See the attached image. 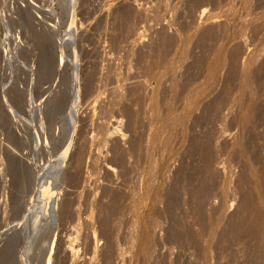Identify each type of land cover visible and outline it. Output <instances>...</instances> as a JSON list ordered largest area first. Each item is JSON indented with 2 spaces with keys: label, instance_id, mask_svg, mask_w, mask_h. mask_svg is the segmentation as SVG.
I'll use <instances>...</instances> for the list:
<instances>
[{
  "label": "rangeland",
  "instance_id": "rangeland-1",
  "mask_svg": "<svg viewBox=\"0 0 264 264\" xmlns=\"http://www.w3.org/2000/svg\"><path fill=\"white\" fill-rule=\"evenodd\" d=\"M263 222L264 0H0V264H264Z\"/></svg>",
  "mask_w": 264,
  "mask_h": 264
},
{
  "label": "bare ground",
  "instance_id": "bare-ground-1",
  "mask_svg": "<svg viewBox=\"0 0 264 264\" xmlns=\"http://www.w3.org/2000/svg\"><path fill=\"white\" fill-rule=\"evenodd\" d=\"M201 10V9H200ZM206 11V8L204 7V8H202V12H203V14H204V12ZM142 30V29H141ZM140 32H138V34H139ZM143 34V33H142ZM139 36H141V34L139 35ZM140 38V37H139ZM137 39V38H136ZM137 57V56H136ZM135 57V58H136ZM77 66V64H76V61H74V70H77V69H75V67ZM247 69V68H246ZM248 71V70H247ZM75 72V71H74ZM76 72H78V71H76ZM73 75V92H72V94L75 92V81L77 80V74H72ZM79 79V78H78ZM78 81V80H77ZM74 95V94H73ZM72 95V96H73ZM60 97V96H59ZM63 97V96H62ZM76 97V96H75ZM75 97H73V98H75ZM57 101V100H56ZM59 101V100H58ZM73 104L71 105V108H70V119L72 118L73 119V117L75 118V107H74V99H73ZM64 103V102H63ZM60 104V103H59ZM51 106H55V105H51ZM57 107L59 108V106L57 105ZM42 108V107H41ZM49 108V107H48ZM53 110V109H52ZM46 111V110H45ZM57 111V110H56ZM125 111V110H124ZM41 112H42V110H41ZM43 113V112H42ZM52 113V112H51ZM51 113H49V114H51ZM46 114V113H45ZM48 117V116H47ZM51 117V116H50ZM69 119V118H68ZM70 121V120H69ZM73 126V125H72ZM118 133V132H117ZM110 134V133H109ZM106 135V134H105ZM105 135L103 136V137H105ZM113 135V134H112ZM119 135V134H118ZM107 136H109V135H107ZM106 136V137H107ZM108 138H110V137H108ZM114 138V137H113ZM240 138V137H239ZM242 138V137H241ZM94 139V138H93ZM101 139V138H100ZM99 139V140H100ZM111 139V138H110ZM109 139V140H110ZM119 139V138H118ZM105 140V139H104ZM107 140V139H106ZM112 140V139H111ZM115 140V139H114ZM122 140V139H121ZM125 140V139H124ZM97 141V140H96ZM95 141V142H96ZM120 141V140H119ZM123 141V140H122ZM121 141V142H122ZM149 141H151V140H149ZM238 141H239V143H241L242 142V140H240V139H238ZM93 142V141H92ZM101 142H103V141H101ZM101 142L99 143V145H101ZM105 142V141H104ZM103 142V143H104ZM118 142V141H117ZM163 142V141H162ZM110 143H112V142H110ZM110 143H106V144H110ZM165 143V142H164ZM94 144V143H93ZM97 144H98V142H97ZM105 144V145H106ZM148 144H150V142L148 143ZM242 144V143H241ZM240 144V145H241ZM95 145V144H94ZM93 145V146H94ZM117 145V144H116ZM161 145H163V143L161 144ZM165 145H166V143H165ZM165 145H163V147H165ZM91 146V145H90ZM115 146V145H114ZM120 146V145H119ZM239 146V145H238ZM92 147V146H91ZM116 147H118V146H116ZM94 148V147H93ZM112 149H113V146L111 147ZM109 149H110V147H109ZM108 149V150H109ZM114 150V149H113ZM112 150V151H113ZM90 151H92V150H90ZM104 151H106V150H104ZM109 151H111V150H109ZM114 151H116V150H114ZM84 153V152H83ZM86 153V152H85ZM107 153V152H106ZM112 153V152H111ZM206 153V152H205ZM207 154V153H206ZM82 156V155H81ZM99 156V155H98ZM114 156V155H113ZM66 157V154H65V152H64V154L61 156V158H59V163L61 164V162H64L63 160H64V158ZM92 157V156H91ZM115 158H117L116 156H115ZM79 159V158H78ZM60 164H59V166H60ZM63 164V163H62ZM62 167H63V165H62ZM216 167V166H215ZM60 168H61V166H60ZM221 168V167H220ZM60 170V169H59ZM163 172V171H162ZM164 173V172H163ZM149 182V181H148ZM104 183V182H103ZM83 185V184H82ZM81 185V186H82ZM103 185V184H102ZM104 186V185H103ZM162 186V185H161ZM98 187V186H97ZM106 187H107V185H106ZM105 188V187H104ZM154 188H156L155 187V185L154 184H149V185H147L146 186V188L144 189V190H142L140 193H141V195H146V197H147V195H149L151 192H152V190L154 189ZM84 190V189H83ZM82 190V191H83ZM106 190V189H105ZM108 190V189H107ZM140 190V189H139ZM105 192V191H104ZM107 195V194H106ZM155 195V197L154 198H156V195L157 194H154ZM163 196V195H162ZM112 197V196H111ZM158 197V196H157ZM161 197V196H160ZM108 198V197H107ZM137 198V197H136ZM157 199V198H156ZM153 200H155V199H153ZM111 201V200H110ZM103 202V201H102ZM105 202V201H104ZM112 202H114V201H112ZM157 202H158V200H157ZM107 203V202H106ZM153 205L154 204H152V206L150 207V208H148V211L147 212H145L144 213V210L143 209H141V207H139V208H137L138 210H137V212H139L140 213V215H141V220H142V225H141V228H142V231H143V234H144V236L145 237H148V239H150L151 238V236H152V234H153V230H152V226H153V222L154 221H156L158 218L156 217L157 215H154L153 213H152V211H153ZM143 206V205H142ZM245 206H247V205H245ZM102 208H104L103 206H101ZM106 207V206H105ZM107 208V207H106ZM109 210H111V209H108V211ZM98 211V210H97ZM107 211V210H106ZM113 211V210H112ZM65 212V211H64ZM75 212V211H74ZM69 213H70V211H69ZM106 213V212H105ZM109 214V213H108ZM138 214V213H137ZM66 215H68V214H66ZM74 215H75V213H74ZM102 215V214H101ZM105 215V214H104ZM65 216V215H64ZM76 216H77V214H76ZM109 216V215H108ZM110 218V217H109ZM107 219H104L103 221V223H106L107 221H106ZM259 220V219H258ZM236 222V221H235ZM257 222V221H256ZM239 223V222H238ZM258 223V222H257ZM261 223V222H260ZM110 224V223H109ZM237 224V223H236ZM252 224H254V223H252ZM256 224V223H255ZM263 224H264V222H263ZM105 225V224H104ZM103 225V226H104ZM237 226V225H236ZM107 227H108V225H107ZM252 227V226H251ZM259 227V226H258ZM260 227H261V225H260ZM103 228V227H102ZM253 228V227H252ZM105 230H106V228H104ZM256 229V228H255ZM258 229V228H257ZM260 230V229H259ZM262 230H263V228H262ZM261 230V231H262ZM250 231V230H249ZM264 231V230H263ZM260 233V232H259ZM105 234H106V232H105ZM111 234V233H110ZM261 235H262V233H261ZM110 236V235H109ZM255 236V235H254ZM107 237V236H106ZM259 238V237H258ZM264 238V237H263ZM108 239V238H107ZM111 239H112V237H111ZM110 239V240H111ZM113 241V240H112ZM263 243V242H262ZM68 245V244H67ZM73 245V244H72ZM107 245H109L108 243H107ZM111 246V245H110ZM112 246H113V244H112ZM112 246L110 247V248H112ZM76 247V246H75ZM107 247V246H106ZM72 248H73V246H72ZM210 248V247H209ZM70 249V248H69ZM76 249V248H75ZM78 250V249H77ZM109 250V249H108ZM112 250V249H111ZM67 251V250H66ZM72 251H75L74 249H72ZM79 251V250H78ZM204 251H205V249H204ZM69 252H71V251H69ZM77 252V251H76ZM104 252H105V250H104ZM111 251H109V253H110ZM208 252H210V251H208ZM260 252V251H259ZM66 253V252H65ZM263 253H264V251H263ZM57 254H58V252H57ZM67 254V253H66ZM108 254V253H107ZM206 254V253H205ZM62 255V254H61ZM69 255H70V253H69ZM68 255V256H69ZM78 255V254H77ZM207 255V254H206ZM262 255V254H261ZM58 256V255H57ZM64 256V255H63ZM107 256V255H106ZM108 256H110V255H108ZM262 256H264V255H262ZM76 257V256H75ZM104 257H105V255H104ZM104 257H103V259H104ZM72 258V257H71ZM73 259V258H72ZM102 259V260H103ZM262 259V258H261ZM260 259V260H261ZM61 260V259H60ZM74 260V259H73ZM108 260H109V257H108ZM107 259H106V261H108ZM64 263V262H63ZM97 263V262H96ZM106 263V262H105ZM256 263V262H255Z\"/></svg>",
  "mask_w": 264,
  "mask_h": 264
}]
</instances>
